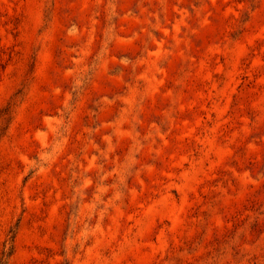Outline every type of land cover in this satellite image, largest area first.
Returning <instances> with one entry per match:
<instances>
[{"label":"rangeland","instance_id":"374dc122","mask_svg":"<svg viewBox=\"0 0 264 264\" xmlns=\"http://www.w3.org/2000/svg\"><path fill=\"white\" fill-rule=\"evenodd\" d=\"M0 264H264V0H0Z\"/></svg>","mask_w":264,"mask_h":264}]
</instances>
